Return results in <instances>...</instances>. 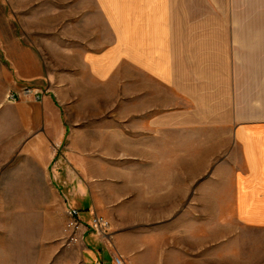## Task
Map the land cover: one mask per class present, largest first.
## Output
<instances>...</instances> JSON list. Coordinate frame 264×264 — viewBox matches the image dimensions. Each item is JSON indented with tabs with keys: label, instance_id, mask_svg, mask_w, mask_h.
<instances>
[{
	"label": "crops",
	"instance_id": "crops-1",
	"mask_svg": "<svg viewBox=\"0 0 264 264\" xmlns=\"http://www.w3.org/2000/svg\"><path fill=\"white\" fill-rule=\"evenodd\" d=\"M224 1L37 0L54 12L52 37L39 40L56 44L48 55L0 21V264H20L17 251L46 264L68 224L88 264H221V232L189 224L206 210L189 188L212 180L169 176L221 160L235 165L237 217L264 225V19L259 45L254 20L222 17ZM95 216L106 234L90 227Z\"/></svg>",
	"mask_w": 264,
	"mask_h": 264
},
{
	"label": "rangeland",
	"instance_id": "rangeland-1",
	"mask_svg": "<svg viewBox=\"0 0 264 264\" xmlns=\"http://www.w3.org/2000/svg\"><path fill=\"white\" fill-rule=\"evenodd\" d=\"M224 1V0H223ZM30 3L31 6L34 8L32 10H21V6L23 3ZM226 2V1H224ZM34 3V5H32ZM37 0H0V21L10 18L12 20H15L17 28L16 31L20 34L29 35L31 39L38 45H41L42 47H46L45 51L43 52L48 53L50 52V48L53 49V47L56 46L54 43H44L40 42L39 40L43 39L45 37H52L54 32V25H53V11H45V12H39L36 8ZM227 7H229L227 5ZM208 9V7H207ZM39 16L42 17V22H46V27H42L41 29H38V27L35 25L38 22ZM46 16V18L44 17ZM217 16V14H216ZM222 17L226 18H237V19H253L254 20V35L255 38L258 39L257 44H261L260 35L262 27L260 24L259 19H264V0H232L231 6L229 8H224L223 3V11H222ZM24 23H23V21ZM34 24V25H33ZM3 31H6V27L1 26ZM44 35V36H43ZM60 46V43L57 44V47ZM62 47H68L71 46L69 43H62ZM79 52V51H78ZM45 53V54H46ZM79 55V53H78ZM67 57V61H68ZM69 62V61H68ZM81 77V78H80ZM84 75L79 76L78 82L81 84H84L86 82V79H84ZM67 78V77H66ZM63 80H65V76L63 77ZM66 82V81H65ZM155 82H146V86L154 87L157 85H154ZM150 94L157 93L156 91L152 92H146L143 93L142 98H148ZM68 94V92H67ZM160 94V93H159ZM173 94V95H171ZM169 97L173 98L175 100V104L179 102L178 99H180L179 94L174 91L168 92ZM165 95L160 94L159 97H164ZM168 97V98H169ZM181 100V99H180ZM256 109V108H255ZM258 109H260L258 107ZM255 119H260V116H255ZM196 126L195 130H190L191 132V138L193 137L194 142L197 144L198 142L203 143L204 137H205V128L202 126L199 128V123L192 124ZM199 128V129H198ZM182 129H179L177 131L175 130H169V148L171 143V138L180 137ZM198 132L200 133V137L198 136ZM187 133V132H186ZM228 140H226V143ZM197 147H195V152L197 151ZM237 151V149H226L225 146L222 150V159H232V155L230 153ZM170 158V155H169ZM183 157L180 154H175V157L173 156L174 162H182ZM194 155L190 156V160H194ZM224 161L221 160V162L215 163V165H209L210 169H207L205 171L195 172L196 174L192 176L193 173H190L188 176V173L185 171H179V169L174 170L172 172L169 171V176L171 178H190L192 181L200 179H209L212 180L211 185L212 186H191L189 188L190 196L193 197L195 194H200V199H198L199 207L201 208L204 204L206 207L205 210V216L200 214L201 217L195 221H190L189 224L192 227H204L206 230L209 231V229H214L216 236L218 232H221V244H220V254L222 256L221 264H264V225H256L260 227H251V224H245L242 222L241 219L237 217L236 213V204H234V198L236 195V187L233 185L234 180V166L233 164H227L223 163ZM240 164L238 163V166ZM216 180L217 183H220L219 186H213L214 181ZM195 182V183H197ZM194 183V182H193ZM194 183V184H195ZM231 183V184H230ZM205 195V197H204ZM218 196H220V203H218ZM204 197V199H201ZM220 206V209L218 210V207ZM216 208L215 211H212L213 208ZM199 208V209H200ZM203 208V207H202ZM204 216V217H203ZM203 217V218H202ZM69 228H71L72 233L68 235L67 239L63 242L62 250L57 251V254L55 258L50 259L46 264H88L87 258L84 256L83 246H82V239L78 236L79 229H74L73 227L68 224ZM207 231V232H208ZM210 233H213V231H210ZM213 235L211 234V237L207 236V244L209 238H212ZM47 252V251H46ZM45 252V253H46ZM218 253V249H216L215 254ZM15 254H18L19 257V263L23 264L25 261L24 259L28 258L25 251H17ZM39 254L36 251L35 252V258L31 260L32 263L39 260L40 257H38ZM31 257V256H29ZM23 259V261H22ZM23 262V263H22ZM217 263V261H216Z\"/></svg>",
	"mask_w": 264,
	"mask_h": 264
},
{
	"label": "built area",
	"instance_id": "built-area-1",
	"mask_svg": "<svg viewBox=\"0 0 264 264\" xmlns=\"http://www.w3.org/2000/svg\"><path fill=\"white\" fill-rule=\"evenodd\" d=\"M25 92L26 93H30L31 89L30 88H26ZM9 98L14 99L13 95H10ZM69 213L74 218H76V217L78 218V216L80 215V211L77 210V209H71ZM90 225H91L90 227L92 228V230H94L99 235L106 234V232L110 228V222L107 219H105V218L103 219V217H100V216H95L93 218V220L91 221ZM120 260H121L120 258L116 259V261L118 263L121 262Z\"/></svg>",
	"mask_w": 264,
	"mask_h": 264
}]
</instances>
